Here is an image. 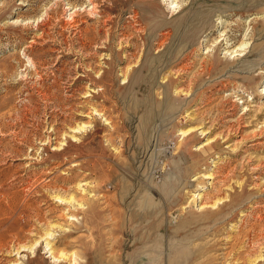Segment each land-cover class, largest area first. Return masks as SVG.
<instances>
[{"label":"rangeland","instance_id":"374dc122","mask_svg":"<svg viewBox=\"0 0 264 264\" xmlns=\"http://www.w3.org/2000/svg\"><path fill=\"white\" fill-rule=\"evenodd\" d=\"M0 264H264V0H0Z\"/></svg>","mask_w":264,"mask_h":264},{"label":"bare ground","instance_id":"6f19581e","mask_svg":"<svg viewBox=\"0 0 264 264\" xmlns=\"http://www.w3.org/2000/svg\"><path fill=\"white\" fill-rule=\"evenodd\" d=\"M19 241H20V240H19ZM49 244H50V243H49ZM49 244H48V245H49ZM53 249H54V248L51 246V247H50V250H51L50 253H51V255H52L53 257H55V255H53L55 249H54V250H53ZM22 250L24 251L25 249H22ZM55 251H56V250H55ZM61 256H64V257H65L66 255H65L64 253H62ZM68 256H69V255H67V257H68ZM58 257H59V256H58Z\"/></svg>","mask_w":264,"mask_h":264}]
</instances>
